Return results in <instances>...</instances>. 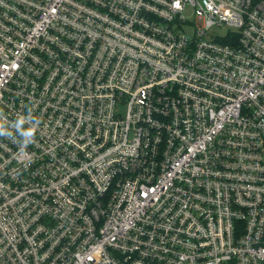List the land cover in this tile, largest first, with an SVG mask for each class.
<instances>
[{"label":"built area","instance_id":"built-area-1","mask_svg":"<svg viewBox=\"0 0 264 264\" xmlns=\"http://www.w3.org/2000/svg\"><path fill=\"white\" fill-rule=\"evenodd\" d=\"M0 128V264H264V0H0Z\"/></svg>","mask_w":264,"mask_h":264},{"label":"rangeland","instance_id":"rangeland-1","mask_svg":"<svg viewBox=\"0 0 264 264\" xmlns=\"http://www.w3.org/2000/svg\"><path fill=\"white\" fill-rule=\"evenodd\" d=\"M186 15L190 19L195 20L193 10L187 9L186 10ZM187 30L189 32L191 31V29H187ZM227 32H228V28L226 26H214V27H212L211 29H209L206 32L205 39L208 40V41H210V40L215 39L216 36H225L227 34Z\"/></svg>","mask_w":264,"mask_h":264},{"label":"clouds","instance_id":"clouds-1","mask_svg":"<svg viewBox=\"0 0 264 264\" xmlns=\"http://www.w3.org/2000/svg\"><path fill=\"white\" fill-rule=\"evenodd\" d=\"M0 134H6L3 128H0Z\"/></svg>","mask_w":264,"mask_h":264}]
</instances>
